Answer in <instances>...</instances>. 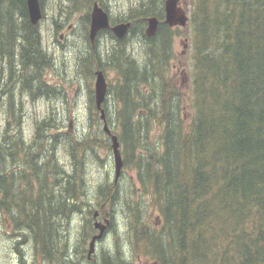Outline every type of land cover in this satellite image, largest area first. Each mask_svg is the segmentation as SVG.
Here are the masks:
<instances>
[{"label": "trees", "instance_id": "1", "mask_svg": "<svg viewBox=\"0 0 264 264\" xmlns=\"http://www.w3.org/2000/svg\"><path fill=\"white\" fill-rule=\"evenodd\" d=\"M107 1L67 0L76 14L95 2L108 12ZM165 1L142 2L120 20L132 22L129 35L142 41L143 61L124 47L127 36L106 31L116 41L106 60L117 79L104 109L124 168L135 172L130 198H120L108 173L88 194V155L97 157L101 142L112 150L104 127L77 139L57 132L60 125L48 117L36 124L39 145L28 149L22 131L13 136L11 125L2 131L0 124V211L48 264H81L70 262L65 227L57 221L86 214L79 236L84 247L95 232L90 207L104 206L113 229L121 204L135 243L154 242L155 264H264V0H180L189 8L187 92L170 71L178 27L165 23ZM150 17L160 21L153 37L145 34ZM82 20L89 23L90 13ZM38 26L26 0H0V94L12 98L7 87L14 81L32 97L58 96L43 79L52 61ZM92 65L105 71L97 52ZM90 111L99 120L93 98ZM57 147L70 152L72 171L57 164ZM152 214L160 220L154 235L147 224ZM94 258L90 264H125L107 253Z\"/></svg>", "mask_w": 264, "mask_h": 264}, {"label": "rangeland", "instance_id": "2", "mask_svg": "<svg viewBox=\"0 0 264 264\" xmlns=\"http://www.w3.org/2000/svg\"><path fill=\"white\" fill-rule=\"evenodd\" d=\"M146 1L108 0L107 10L111 19H117L114 24L122 23L121 18H124L132 7L136 8L140 3ZM69 5L67 0H43L44 18L38 26L42 45L52 61V67L44 72L43 79L50 87L56 89L58 96L32 97L29 92L22 91L20 84L15 83L13 80V85L7 87V89L12 90V98L0 94V124L2 125V131L6 125H11L9 131L13 136L17 135L18 130L22 131L24 136L22 138L23 146L28 149H30L29 146L39 145V141L36 139V124L42 123L48 117H53L56 124L60 125L57 132L70 133V136L77 139H83L94 134L95 131L98 132V128L103 129L104 127L99 111H97L99 120L91 119L92 115L95 114H91L90 105L92 98L95 103L96 71L100 70L97 67L94 68L92 64L96 61V52L101 54L105 66L103 72L108 83L109 92L110 87L115 86L117 74L113 69L108 68L106 58L107 53L116 47V41L112 39V36L104 35L98 43L93 44L90 42L87 33L82 37L84 31L82 27H86L87 24L82 19L86 13H91L92 9L89 11L86 8L81 13L76 14L71 11ZM180 6L188 15V6L185 3H180ZM69 25L73 26L70 32L67 30ZM177 31L178 34L173 42L174 59L170 71L179 75V83L184 88L183 91L187 92L188 89L185 87L189 83L187 63L190 60V33L185 27H178ZM61 35H63V38H61ZM126 45L130 54L134 55L135 60L143 61L144 54L141 50L143 44L136 34L127 36L124 47ZM107 99L110 100L108 93ZM71 119L72 123H70ZM70 124L72 125L71 129ZM99 135V138L103 141L104 135L100 133ZM56 151V162L59 167L72 171L73 162L69 155L70 152L64 151L61 147H57ZM96 156L89 154L86 161L84 177L88 194L91 196L97 190L96 188L104 182L107 177L105 175L108 173L111 179L110 182L119 184L121 188L120 198H130L132 194L130 179H133V176L135 178V172L125 167L116 181L113 151L106 149L103 142L97 146ZM95 206L90 207L94 212L100 211L101 213V210L103 211L104 206H101L102 208ZM103 213L104 211L101 213L103 218L101 217L100 222H104ZM113 218V229H109L104 238L96 244L93 259L95 260V255L100 258L101 254L107 253L114 259H121L125 264H153L152 259L147 257L148 253L144 251L143 245L136 244V240L128 234L127 219L123 214L122 204L114 212ZM87 219L89 217L86 214L76 213L67 221L62 222L59 220L56 222L58 225H64L65 227L63 235L67 236L70 246L68 253V257L71 258L70 262L80 260L81 264H87L86 259L92 236L87 238L84 247H81L79 242L82 225ZM148 220L151 221V224H154V229L160 228V220L154 214H152V217L147 218V222ZM14 224L8 214L0 211V264H45L46 262L33 240L27 239L25 241L24 238L14 233ZM95 232L92 234H95ZM78 252L83 253L79 254Z\"/></svg>", "mask_w": 264, "mask_h": 264}, {"label": "water", "instance_id": "3", "mask_svg": "<svg viewBox=\"0 0 264 264\" xmlns=\"http://www.w3.org/2000/svg\"><path fill=\"white\" fill-rule=\"evenodd\" d=\"M27 10L30 22L33 26H38L44 17V11L42 8L41 0H26ZM147 28L145 30V34L147 37H153L160 24V21L157 17H150L147 19ZM165 23L170 27H186L188 23V15L184 9L180 6V0H166L165 2ZM132 26V22H123L118 23L112 26L109 14L104 10L103 7L99 5L98 2H95L91 11V25H90V40L94 43L97 33L101 30H111L115 36L119 39L126 37L129 34L130 28ZM108 93V83L105 77V74L102 70H98L96 72V81H95V105L97 110L100 112V117L104 123V131L110 137L112 142V151L115 162V180L117 181L123 168V158L120 149V142L118 137L114 135L108 126L106 120V112L103 107ZM70 124V129H71ZM99 212L96 211L94 214V218H97ZM110 224L109 220H105V222L96 221L95 228L98 230V233L93 236L91 242L89 244L88 249V259H92L96 251V244L99 240H101L107 231V228ZM114 264H122L121 262H117Z\"/></svg>", "mask_w": 264, "mask_h": 264}, {"label": "flooded vegetation", "instance_id": "4", "mask_svg": "<svg viewBox=\"0 0 264 264\" xmlns=\"http://www.w3.org/2000/svg\"><path fill=\"white\" fill-rule=\"evenodd\" d=\"M109 14V13H108ZM109 17H110V14H109ZM110 21H111V18H110ZM111 24H112V26H114V25H116V24H113L112 23V21H111ZM118 24V23H117ZM90 25H91V13H90V22L89 23H87L86 24V27H82V29L84 30L83 31V33H82V37H84L85 36V33H87L88 34V37H89V40H90ZM59 26V25H58ZM88 27V28H87ZM73 28V26L72 25H69L68 27H67V30L70 32L71 31V29ZM86 28H87V32H86ZM106 31H109V32H112L111 30H101V31H99L98 33H97V36H96V39H95V41H94V43L95 42H99V40H100V38H102L104 35H107L106 34ZM113 33V32H112ZM114 34V33H113ZM61 38H63V35H61ZM90 42H91V40H90ZM92 43V42H91ZM93 43V44H94ZM97 72V71H96ZM70 123H72V119L70 120ZM101 213H99V215H98V217H97V219L96 220H98V221H100V219H101ZM103 218V217H102ZM104 221L105 220H107V218H105L104 217V219H103ZM109 220V219H108ZM95 221V220H94ZM149 226H150V228H151V230H152V232H153V235H154V224H151V221L150 220H148V223H147ZM160 225V224H159ZM109 227H110V225L108 226V228H107V231H106V233L108 232V230H109ZM95 234H93L92 235V237H91V239L93 238V236L94 235H96L97 233H98V230L95 228ZM151 238H153L154 239V236H152ZM147 241L149 242V240L148 239H145V241H143V244H144V246H146L148 243H147ZM145 242V243H144ZM142 244V245H143ZM152 245H154V242H152V243H149V245H147V249H146V251H147V253H148V256L147 257H149L150 259H152V261H153V264H154V247L152 246ZM143 249H145L144 247H143ZM153 250V251H152ZM87 262V264H90L91 263V261L92 260H89L88 259V257H87V260H86Z\"/></svg>", "mask_w": 264, "mask_h": 264}]
</instances>
